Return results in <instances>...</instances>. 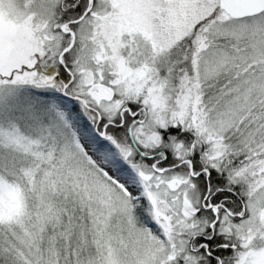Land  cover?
Returning <instances> with one entry per match:
<instances>
[{
  "label": "snow or ice",
  "instance_id": "snow-or-ice-1",
  "mask_svg": "<svg viewBox=\"0 0 264 264\" xmlns=\"http://www.w3.org/2000/svg\"><path fill=\"white\" fill-rule=\"evenodd\" d=\"M0 264H264V0H0Z\"/></svg>",
  "mask_w": 264,
  "mask_h": 264
}]
</instances>
